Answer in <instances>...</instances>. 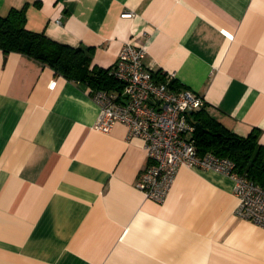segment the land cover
<instances>
[{
	"label": "crops",
	"instance_id": "obj_1",
	"mask_svg": "<svg viewBox=\"0 0 264 264\" xmlns=\"http://www.w3.org/2000/svg\"><path fill=\"white\" fill-rule=\"evenodd\" d=\"M22 9L27 30L90 68L143 47L145 65L264 146V0H0L1 17ZM90 90L0 49V264H264V228L234 214V181L181 166L161 203L146 199L143 140L121 123L97 131Z\"/></svg>",
	"mask_w": 264,
	"mask_h": 264
},
{
	"label": "built area",
	"instance_id": "obj_2",
	"mask_svg": "<svg viewBox=\"0 0 264 264\" xmlns=\"http://www.w3.org/2000/svg\"><path fill=\"white\" fill-rule=\"evenodd\" d=\"M145 56L143 47L124 42L108 71L121 90H90V97L99 108L97 131L108 134L116 123H121L127 128L128 137L144 142L147 166L135 188L146 199L161 203L181 166L214 171L234 181L233 193L238 201L234 214L264 228V187L245 173L236 172L234 163L227 158L210 152L198 155L186 138L194 130L187 117L204 106L203 97L172 86L174 75L154 71L144 64ZM159 76L163 79L158 80Z\"/></svg>",
	"mask_w": 264,
	"mask_h": 264
},
{
	"label": "trees",
	"instance_id": "obj_3",
	"mask_svg": "<svg viewBox=\"0 0 264 264\" xmlns=\"http://www.w3.org/2000/svg\"><path fill=\"white\" fill-rule=\"evenodd\" d=\"M0 49L4 53L13 51L30 56L67 80L85 83L91 90L119 92L122 87L108 75L110 68H90L91 58L82 49L58 44L42 33L27 30L24 9L0 16ZM157 79L162 80L163 76ZM171 84L176 87L174 82ZM187 119L194 127L189 140L198 155L210 152L227 158L234 163L236 172L245 173L264 187V146L258 142L257 130L239 136L211 117L204 108L190 113Z\"/></svg>",
	"mask_w": 264,
	"mask_h": 264
}]
</instances>
